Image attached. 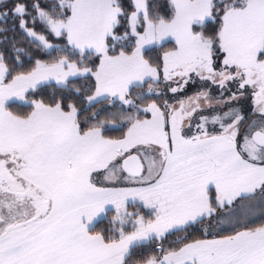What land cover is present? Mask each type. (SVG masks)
Segmentation results:
<instances>
[{
    "label": "snow or ice",
    "instance_id": "1",
    "mask_svg": "<svg viewBox=\"0 0 264 264\" xmlns=\"http://www.w3.org/2000/svg\"><path fill=\"white\" fill-rule=\"evenodd\" d=\"M9 18L0 35L57 55L24 71L15 37L0 51V264H264V0H0ZM197 79L220 96L144 105Z\"/></svg>",
    "mask_w": 264,
    "mask_h": 264
},
{
    "label": "trees",
    "instance_id": "2",
    "mask_svg": "<svg viewBox=\"0 0 264 264\" xmlns=\"http://www.w3.org/2000/svg\"><path fill=\"white\" fill-rule=\"evenodd\" d=\"M30 2H31V0H29V3ZM159 2L165 3L166 0H159ZM41 3H42V6H44V4L46 3V0H41ZM125 3L127 6L128 0H125ZM163 11H166V10H162V12ZM13 23H14V21L11 18H9L7 24L5 25L3 23H0V27L11 28ZM36 31L38 33L43 32V28L40 24L36 25ZM3 35H6L8 37V40L4 41L3 43H0V51L4 52L6 58L15 56L14 49L12 48V37H15L16 46L24 49V52H22L20 54L21 55V61L23 62V68L18 69V70L26 71V70L30 69L34 64L35 59L51 60L53 57H55V55H57L56 53H52V56L46 55L44 52L37 49L34 44L29 45L27 43V41L24 39L23 34L21 33V31L18 28L16 31H8L6 34H3ZM3 35H0V40H3ZM48 38H49L50 42L57 44L59 46H63L66 43V41L63 38L58 39V38H53L51 36H49ZM174 47H175L174 41H167V42L163 43V47L155 48L154 50H152L149 53V55L153 58L160 57V56H162L164 51L170 50ZM30 57H31V59H30ZM91 83H93V78H91V77H89L87 79L79 78V79L74 81V86L75 87H87V85H89ZM146 90H147V85H145V87H144V91H146ZM53 91H54V88L45 86V87L41 88L38 91V93H36V95L38 97L47 98L48 96H50L53 93ZM137 91H140V90L138 89ZM152 99L159 101V104H161L160 102H162L161 99L151 97V98L145 100L144 105H146L147 103H150V101ZM144 105H141V106H144ZM98 107H100V106H98ZM103 107L106 109H109V111H116V109L109 108V106L107 104L103 105ZM14 110H16L15 106H14ZM96 110L97 109L93 108L90 110V112L84 113V115H90L92 111H96ZM20 111H27V109H20ZM149 117H150V114L147 116H145L144 114H141V118H149ZM99 118L105 119V118H110V117H109L108 112H102L100 114ZM123 131H126V129L106 131L105 135L109 136L111 138H120L123 134ZM128 210L134 211L136 209L133 206H129ZM140 211H141V214L147 215L146 209H140ZM114 215H115L114 211L108 212L107 219L103 223L97 225L96 231H100L102 229L109 227L110 221ZM183 235H185V233H182V232H177L175 234H169L167 236V238L163 241L164 246L165 247L174 246V242L176 241V239L178 237L183 236ZM200 235H201V233L199 231L192 230V234L189 238L190 239L199 238ZM153 247H154V245L150 246V247L140 248V249H137V252L142 253L145 256L150 255V254H152V248ZM139 258H140L139 256L135 257V259H139Z\"/></svg>",
    "mask_w": 264,
    "mask_h": 264
},
{
    "label": "rangeland",
    "instance_id": "3",
    "mask_svg": "<svg viewBox=\"0 0 264 264\" xmlns=\"http://www.w3.org/2000/svg\"><path fill=\"white\" fill-rule=\"evenodd\" d=\"M168 41H173V40H168ZM162 79H163V77H162V73H161V80ZM228 87L231 89V91H233V92L236 91V86L234 84H231L230 83L228 85ZM160 88L165 91V95L164 96H161V97H156V96H152V97L153 98H157V99H161L162 100V102H160L161 104L163 103V101L165 99H167L169 101V103H173L174 104V103L177 102V100H179V99H186L188 96H191V95L195 94L196 92L201 91V90H204V89H210V95L212 97H219L220 96V89L217 86H212V85H210L207 82H201L198 79L194 83L193 82H190L186 86V88L184 89L183 92L177 93L175 95L172 94L171 92L167 91V89H166V87L164 86L163 83H162V85H160ZM229 95H230V92H225L224 93V98H227ZM153 100L154 99H152L150 101V103ZM155 101L159 104V101H157V100H155ZM233 103H234V106L239 107L242 110V112L249 119L255 118L252 115L253 108H254V97H253L252 89L251 88H248L245 91V94L240 98V100L238 102H233ZM210 112H211L210 109H206L204 111V114L205 115H208V114H210ZM198 115H199V113L193 116V127H192L191 132L189 134H192V133H194L196 131V129H195V123L198 122ZM208 127L211 130L213 127L218 128V125L217 126L209 125ZM185 131L187 132L188 130L185 129ZM103 186H112V185L105 184ZM116 186L123 187V186H132V185H127V184L121 183V184L116 185Z\"/></svg>",
    "mask_w": 264,
    "mask_h": 264
}]
</instances>
